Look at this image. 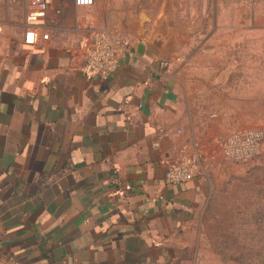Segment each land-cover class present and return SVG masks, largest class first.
I'll return each mask as SVG.
<instances>
[{"label":"crops","instance_id":"1","mask_svg":"<svg viewBox=\"0 0 264 264\" xmlns=\"http://www.w3.org/2000/svg\"><path fill=\"white\" fill-rule=\"evenodd\" d=\"M88 7L54 0L28 44V0H0V264H226L203 177L165 179L204 150L165 55L120 35L118 69L87 76Z\"/></svg>","mask_w":264,"mask_h":264},{"label":"rangeland","instance_id":"2","mask_svg":"<svg viewBox=\"0 0 264 264\" xmlns=\"http://www.w3.org/2000/svg\"><path fill=\"white\" fill-rule=\"evenodd\" d=\"M84 9L90 34H140L165 55L204 145L198 176L215 249L226 264H264V140L238 163L221 147L233 129L264 128V0H95Z\"/></svg>","mask_w":264,"mask_h":264},{"label":"built area","instance_id":"3","mask_svg":"<svg viewBox=\"0 0 264 264\" xmlns=\"http://www.w3.org/2000/svg\"><path fill=\"white\" fill-rule=\"evenodd\" d=\"M54 0H28V31L26 43L35 44L39 37L48 39L49 9ZM79 6H91L95 0H74ZM128 42L108 28L94 31L85 45L86 62L83 71L89 77L107 78L119 67ZM264 140L263 127H246L231 130L221 142L225 158L231 162H244L254 158ZM203 149L195 147L170 161L165 174L172 186L183 185L196 178L202 170Z\"/></svg>","mask_w":264,"mask_h":264}]
</instances>
